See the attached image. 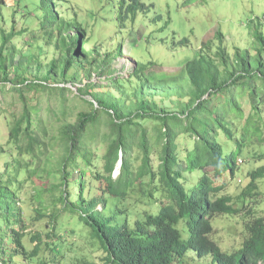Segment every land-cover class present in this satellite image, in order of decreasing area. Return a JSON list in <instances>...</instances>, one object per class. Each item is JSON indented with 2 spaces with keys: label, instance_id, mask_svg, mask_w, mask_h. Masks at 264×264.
Listing matches in <instances>:
<instances>
[{
  "label": "trees",
  "instance_id": "16d2710c",
  "mask_svg": "<svg viewBox=\"0 0 264 264\" xmlns=\"http://www.w3.org/2000/svg\"><path fill=\"white\" fill-rule=\"evenodd\" d=\"M64 1H43L29 38L37 51L54 48L0 63V115L11 111L6 140L0 130V249L9 264H99L94 249L102 264H264L260 52L257 64L232 55L218 31L217 50L207 42L165 73L174 80L164 91L131 92L138 69L117 76L112 62L122 44L118 57L88 65L87 30ZM142 8L120 0V23ZM222 216L237 218L232 247L219 237Z\"/></svg>",
  "mask_w": 264,
  "mask_h": 264
},
{
  "label": "rangeland",
  "instance_id": "374dc122",
  "mask_svg": "<svg viewBox=\"0 0 264 264\" xmlns=\"http://www.w3.org/2000/svg\"><path fill=\"white\" fill-rule=\"evenodd\" d=\"M43 1L41 0L40 4V0H0V52L5 57L2 59L0 53V63L20 65L23 60L24 63L31 61L28 57L36 53H46L49 48H54L52 45L45 47L43 51H37L34 43L29 40L38 32L35 29L37 24L35 16L39 15L38 9L43 8ZM142 2L144 8L136 16L129 14L127 22L123 23H120L119 18L120 0H68L63 3L65 15L87 30L88 65L94 63L97 66L103 61L102 57L109 53L118 57V49L122 44L124 55L121 54L112 61L113 66L118 68L115 75L129 76L130 72L138 69V74L133 75V82L125 87L126 90L164 91L160 84L174 80L165 73L183 68L184 62L197 55L207 42L211 43V47L205 46L204 49L211 52L217 50L219 40L215 35L218 31L224 34V42L232 55L236 51L240 55L249 54L257 64L259 56L255 55L260 52L264 61V41L256 37L258 31L264 33V0H142ZM6 35L9 36L8 39ZM184 39L188 42H181ZM36 59L34 58L32 62ZM42 59L47 60L49 57L45 54ZM32 66L35 69L36 63ZM92 78L97 81L103 80L101 76L98 79L95 74ZM119 79L121 78L115 80V84H118ZM67 86L78 93V86L71 84ZM39 94L33 91L29 96L34 99L40 97ZM11 96L15 94L11 93L8 97L2 95V98L5 100ZM245 102L250 108L248 99ZM0 107H3V104L0 103ZM15 107L21 109L22 102L17 103ZM7 112L5 116L0 115L3 140H6L9 129L5 119L6 116L10 117L11 111ZM104 150L105 147H102L99 154ZM114 176L117 174L114 173ZM98 207L102 208V205ZM236 221L237 218L222 216L216 222L220 239L229 247L236 242L231 235L237 232ZM4 252L0 249V264H9L8 254H3ZM100 254L94 249L93 256L102 264Z\"/></svg>",
  "mask_w": 264,
  "mask_h": 264
},
{
  "label": "clouds",
  "instance_id": "9594fccd",
  "mask_svg": "<svg viewBox=\"0 0 264 264\" xmlns=\"http://www.w3.org/2000/svg\"><path fill=\"white\" fill-rule=\"evenodd\" d=\"M120 166H121V161H119V163L117 164L116 169L114 171V173H116L117 175L120 173ZM114 173H113V175H114ZM114 177H116V176H114Z\"/></svg>",
  "mask_w": 264,
  "mask_h": 264
}]
</instances>
